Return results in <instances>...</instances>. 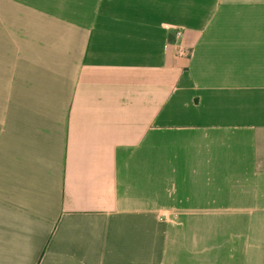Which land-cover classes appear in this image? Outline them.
<instances>
[{"label": "crops", "instance_id": "obj_1", "mask_svg": "<svg viewBox=\"0 0 264 264\" xmlns=\"http://www.w3.org/2000/svg\"><path fill=\"white\" fill-rule=\"evenodd\" d=\"M0 264H264V0H0Z\"/></svg>", "mask_w": 264, "mask_h": 264}, {"label": "built area", "instance_id": "obj_2", "mask_svg": "<svg viewBox=\"0 0 264 264\" xmlns=\"http://www.w3.org/2000/svg\"><path fill=\"white\" fill-rule=\"evenodd\" d=\"M177 35H179V32L177 33ZM179 54H183L182 50H179Z\"/></svg>", "mask_w": 264, "mask_h": 264}]
</instances>
